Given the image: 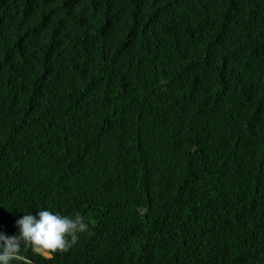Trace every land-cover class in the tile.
Listing matches in <instances>:
<instances>
[{
	"label": "trees",
	"instance_id": "16d2710c",
	"mask_svg": "<svg viewBox=\"0 0 264 264\" xmlns=\"http://www.w3.org/2000/svg\"><path fill=\"white\" fill-rule=\"evenodd\" d=\"M89 230L30 264H264V0H0V232Z\"/></svg>",
	"mask_w": 264,
	"mask_h": 264
},
{
	"label": "clouds",
	"instance_id": "9594fccd",
	"mask_svg": "<svg viewBox=\"0 0 264 264\" xmlns=\"http://www.w3.org/2000/svg\"><path fill=\"white\" fill-rule=\"evenodd\" d=\"M15 235L0 232V264H30L25 250L43 254L48 258L57 252H66L78 239V234L87 232L89 226L84 217L74 218L47 209L23 214L16 220Z\"/></svg>",
	"mask_w": 264,
	"mask_h": 264
}]
</instances>
